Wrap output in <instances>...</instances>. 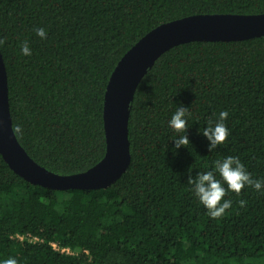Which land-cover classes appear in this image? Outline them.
I'll return each instance as SVG.
<instances>
[{"label":"trees","instance_id":"16d2710c","mask_svg":"<svg viewBox=\"0 0 264 264\" xmlns=\"http://www.w3.org/2000/svg\"><path fill=\"white\" fill-rule=\"evenodd\" d=\"M201 13H264V0H0L12 128L22 126L14 133L28 155L59 174L97 163L105 152L104 93L118 60L155 26ZM24 41L29 56L20 51ZM180 105L191 115L177 133L167 121ZM222 110L229 136L209 152L200 131ZM127 127L129 163L106 188L31 184L0 154V260L264 264V192L226 191L232 205L212 219L188 183L228 155L264 179V35L164 51L136 86ZM185 134L190 142L175 150L173 138Z\"/></svg>","mask_w":264,"mask_h":264},{"label":"water","instance_id":"95a60500","mask_svg":"<svg viewBox=\"0 0 264 264\" xmlns=\"http://www.w3.org/2000/svg\"><path fill=\"white\" fill-rule=\"evenodd\" d=\"M264 35V13H201L163 22L141 36L118 60L104 93L105 152L84 171L59 174L31 158L11 122L7 73L0 51V154L31 184L56 190L106 188L129 163L128 118L134 91L147 69L164 51L193 40H240Z\"/></svg>","mask_w":264,"mask_h":264},{"label":"clouds","instance_id":"9594fccd","mask_svg":"<svg viewBox=\"0 0 264 264\" xmlns=\"http://www.w3.org/2000/svg\"><path fill=\"white\" fill-rule=\"evenodd\" d=\"M35 32L42 39L47 36L46 30L43 27L36 28ZM0 43H3V41L0 40ZM20 51L25 56L31 55L32 50L27 41L22 42ZM190 115L191 113L188 111V108L180 105L167 121L168 127L177 133L184 131ZM227 117L228 112L222 110L219 112L218 118L214 123L209 121L202 131L198 130L208 140L207 148L209 152L216 149L218 145L224 143L228 138L229 129L224 123ZM14 131L20 133L22 126L17 124ZM173 140V148L175 150H178L181 146H186L190 142L186 134L177 135ZM217 174L219 175V179L217 178ZM188 183L192 186L191 190L194 196L205 207L207 215L212 219L222 217L226 209L231 207V200L222 199L226 191H234L239 194L245 186H251L258 192H264V179H254L239 157L233 155L213 161L211 169L198 172L195 178L188 176ZM240 203L243 205L245 202L241 200ZM0 264H17V260L10 257L0 260Z\"/></svg>","mask_w":264,"mask_h":264},{"label":"built area","instance_id":"2783aa9c","mask_svg":"<svg viewBox=\"0 0 264 264\" xmlns=\"http://www.w3.org/2000/svg\"><path fill=\"white\" fill-rule=\"evenodd\" d=\"M16 236L19 238V239H24L26 238L28 241H39L41 239H39L37 236H33L31 235L30 233H24V234H16ZM52 247L55 249V250H59L61 252H66V253H71L72 251L68 248V247H60L56 242H52L51 243Z\"/></svg>","mask_w":264,"mask_h":264}]
</instances>
